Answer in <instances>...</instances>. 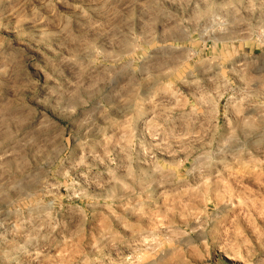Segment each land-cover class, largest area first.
<instances>
[{
    "label": "rangeland",
    "instance_id": "1",
    "mask_svg": "<svg viewBox=\"0 0 264 264\" xmlns=\"http://www.w3.org/2000/svg\"><path fill=\"white\" fill-rule=\"evenodd\" d=\"M0 264H264V0H0Z\"/></svg>",
    "mask_w": 264,
    "mask_h": 264
}]
</instances>
